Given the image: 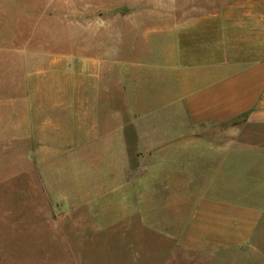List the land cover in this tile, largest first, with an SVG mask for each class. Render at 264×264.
<instances>
[{
  "label": "crops",
  "instance_id": "1",
  "mask_svg": "<svg viewBox=\"0 0 264 264\" xmlns=\"http://www.w3.org/2000/svg\"><path fill=\"white\" fill-rule=\"evenodd\" d=\"M171 1L152 4L148 15L134 14L125 47L105 53L102 59L109 62L95 59L100 83L91 89L79 85L77 100L65 95L62 106L78 107L80 123L85 109L93 107L94 116L110 125L98 135L110 137L112 147L94 151L113 150L116 158L89 168L100 180L112 179L126 189L131 221L157 213L158 206L150 203L195 205L180 218L187 224L170 233L186 253L183 264H264V206H253L264 205V197L227 194L224 177L234 157L243 173L239 182L248 181L247 168L257 165L264 152V0ZM143 25L158 38L151 39V32L136 34ZM243 117L259 128L243 139L237 133L236 144L230 142L233 134L211 131ZM86 150L76 147L69 154L85 156ZM122 155L127 157L123 164L118 163ZM47 168L54 173L51 180L73 179L83 193L87 165L78 167V175L64 174L77 165ZM172 187L202 191L169 197Z\"/></svg>",
  "mask_w": 264,
  "mask_h": 264
},
{
  "label": "rangeland",
  "instance_id": "2",
  "mask_svg": "<svg viewBox=\"0 0 264 264\" xmlns=\"http://www.w3.org/2000/svg\"><path fill=\"white\" fill-rule=\"evenodd\" d=\"M155 3L172 1L0 0V264L186 261L185 251L170 233L187 224V219L180 218L195 205L150 203V207L158 206L157 213L145 221L135 215L131 221L124 200L126 189L112 179L100 180L95 177L99 173L89 168L113 163V150L107 154L94 151L112 147L110 137L99 139L98 135L110 125L94 116L93 107L85 109V122L80 123L78 107L62 106L65 95L77 100L79 85L91 89L100 83L94 76L100 71L95 59L109 62L102 59L105 53L116 47L122 50L129 19L136 13L148 15ZM145 26L135 33L151 32L150 38L157 39L158 34ZM258 128L243 117L211 131L233 134L230 142L236 144L239 137ZM76 147L87 148L85 156L69 154ZM261 154L259 163L245 172L248 181L241 183L238 175L242 178L243 173L234 157L230 159L224 172L227 194L242 191L247 197H264ZM126 161V155L118 157V163ZM51 165H77L65 175L81 174L78 167L87 165L83 193L73 179L64 184L51 180L54 173L47 170ZM201 191L172 187L167 196L200 195Z\"/></svg>",
  "mask_w": 264,
  "mask_h": 264
}]
</instances>
